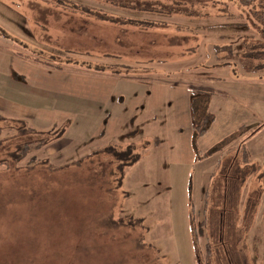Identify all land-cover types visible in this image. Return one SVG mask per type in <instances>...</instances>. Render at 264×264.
Segmentation results:
<instances>
[{"label": "rangeland", "instance_id": "rangeland-1", "mask_svg": "<svg viewBox=\"0 0 264 264\" xmlns=\"http://www.w3.org/2000/svg\"><path fill=\"white\" fill-rule=\"evenodd\" d=\"M263 8L0 0V264H264Z\"/></svg>", "mask_w": 264, "mask_h": 264}, {"label": "trees", "instance_id": "trees-1", "mask_svg": "<svg viewBox=\"0 0 264 264\" xmlns=\"http://www.w3.org/2000/svg\"><path fill=\"white\" fill-rule=\"evenodd\" d=\"M238 2L240 3L241 6L247 7V6H250L254 2V0H238ZM60 3H64V2L62 1ZM78 6L79 5L72 6V7H74L76 9ZM86 10L87 9H85V11ZM250 13H251V11H250ZM252 14H255L254 19L255 20L256 19L257 20H260V22L264 26V8H263L262 11H259V10L254 11L253 10L252 11ZM250 16H252V15L250 14ZM221 48H223L222 50H224L226 52V54H228V57L230 59L234 57V51H233V49L229 45H221ZM217 52H218V49H217ZM242 67H243V69L246 72H249L251 70L247 64H244ZM204 115H205V122L209 121L210 119H213V118H210L211 115L209 113L204 114ZM12 119L19 120L21 122L24 121L22 119H16V118H12ZM206 130H207V126L197 125V127H196L197 134H204L206 132ZM31 132H33V129L28 128L24 123H22V127L21 126L18 127V133H20V134L31 133ZM44 132L45 133H41V134H44L47 137L40 138V139L33 140V141L32 140L31 141H26V142L18 145L17 149L9 154V157L12 160H14L16 166H18L19 162L25 156H27V154H29V152L31 150V147H32V144L34 142H36V147L37 148H41V147L45 146L46 144H48L50 141H52V140H54L56 138L61 137L64 134V132H65V127L57 128V129H53V130H48V131H44ZM231 139L232 138L226 139L223 142H221L220 144L215 145L213 148H211L209 150L208 154L209 153H212V152H215V151L219 150L220 148L224 147L228 143V141H230ZM243 152H244V154H246L245 156H247L248 152L245 149L243 150ZM136 159H137V157L135 159H133L131 161V163H133ZM9 161L10 160L9 159H6V158L0 159V165H3V164H8L9 165ZM44 161L45 160L38 161V162H44ZM30 162H36V159H34V157H32L30 159ZM131 224L135 225L132 222H131ZM206 246H207V255H209L208 257H210V254H211V245H210V243H207Z\"/></svg>", "mask_w": 264, "mask_h": 264}, {"label": "crops", "instance_id": "crops-1", "mask_svg": "<svg viewBox=\"0 0 264 264\" xmlns=\"http://www.w3.org/2000/svg\"><path fill=\"white\" fill-rule=\"evenodd\" d=\"M121 7H123V6H121ZM131 7H133V6H131ZM125 8H128V7H125ZM145 8H147V7H142V5H140L139 7H135L134 9L140 10V12H142V10H144ZM129 9H131V8L129 7ZM0 99H1L0 105H2L3 107H5L7 109L15 111L17 113L18 112L21 113L22 111H24L26 113L29 110L27 107H22V106L18 105L17 103H13V101L11 102L8 99H3V98H0Z\"/></svg>", "mask_w": 264, "mask_h": 264}]
</instances>
